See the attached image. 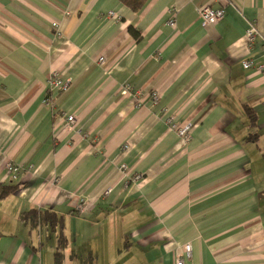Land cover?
I'll return each instance as SVG.
<instances>
[{"label": "crops", "instance_id": "1", "mask_svg": "<svg viewBox=\"0 0 264 264\" xmlns=\"http://www.w3.org/2000/svg\"><path fill=\"white\" fill-rule=\"evenodd\" d=\"M262 62L264 0H0V264H264Z\"/></svg>", "mask_w": 264, "mask_h": 264}, {"label": "built area", "instance_id": "2", "mask_svg": "<svg viewBox=\"0 0 264 264\" xmlns=\"http://www.w3.org/2000/svg\"><path fill=\"white\" fill-rule=\"evenodd\" d=\"M224 14H225V9L223 5L213 8L211 7L210 4H204L197 8V15L200 18L201 24L203 26L207 24L217 23L224 17ZM167 24L170 25L171 27H175L176 25L175 16L168 18ZM54 26H56V24H54ZM257 34L258 32H257L256 27L253 24H251L245 33V37H246L248 44L254 42ZM251 66H252V62L250 60H244L243 62L244 68H249ZM255 68L261 72H264V62L257 64ZM66 87H67V82L64 79H62L57 73L53 72L52 74H50V76L48 77L46 81V90H45L44 97H43V103L46 105L52 106L54 94L61 90H65ZM152 97L155 98L156 96L153 94ZM67 122L73 123L74 116L68 115ZM178 131L182 136H187L188 131H189L188 125L181 127ZM7 169L8 171L12 173V176L14 178L17 176L18 171H19V167L17 165L8 163ZM190 255H191V246L190 244H185L183 246V253L179 257V259L176 261V264H183L184 259L189 258Z\"/></svg>", "mask_w": 264, "mask_h": 264}, {"label": "trees", "instance_id": "3", "mask_svg": "<svg viewBox=\"0 0 264 264\" xmlns=\"http://www.w3.org/2000/svg\"><path fill=\"white\" fill-rule=\"evenodd\" d=\"M120 3L125 5L131 11L137 12L142 6L146 3L147 0H118ZM128 32L136 39L140 38V32L138 29L134 28L132 25L128 26ZM247 115L250 120V124L253 125L255 123V113L250 107H246ZM255 135V134H252ZM16 185H1L0 186V196H4L16 189ZM31 218L35 221H39L40 223L45 224L49 229L54 230L56 227L63 226L62 216H58L54 211L44 209L40 210L37 208H31L28 211L22 213V218ZM59 244L62 245L64 243L62 230L58 235ZM58 251H56V254Z\"/></svg>", "mask_w": 264, "mask_h": 264}]
</instances>
